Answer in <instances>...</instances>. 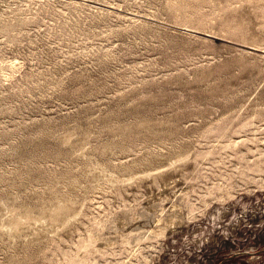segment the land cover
<instances>
[{"label": "rangeland", "instance_id": "1", "mask_svg": "<svg viewBox=\"0 0 264 264\" xmlns=\"http://www.w3.org/2000/svg\"><path fill=\"white\" fill-rule=\"evenodd\" d=\"M264 0H0V264H264Z\"/></svg>", "mask_w": 264, "mask_h": 264}, {"label": "water", "instance_id": "2", "mask_svg": "<svg viewBox=\"0 0 264 264\" xmlns=\"http://www.w3.org/2000/svg\"><path fill=\"white\" fill-rule=\"evenodd\" d=\"M262 251H264V249L262 250ZM245 252H241V253H232V254H230V255H228V256H225V257H223L217 264H222L224 261H226V260H228V259H230V258H233V257H235V256H237V255H240V254H244Z\"/></svg>", "mask_w": 264, "mask_h": 264}]
</instances>
